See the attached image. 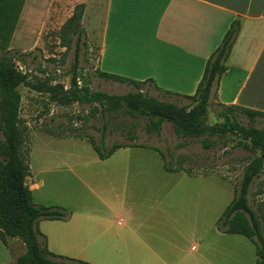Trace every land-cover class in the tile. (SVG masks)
I'll return each mask as SVG.
<instances>
[{
    "label": "crops",
    "instance_id": "0c3cea01",
    "mask_svg": "<svg viewBox=\"0 0 264 264\" xmlns=\"http://www.w3.org/2000/svg\"><path fill=\"white\" fill-rule=\"evenodd\" d=\"M66 2L73 6L65 9ZM79 4L88 44L97 46L90 59L97 74L146 80L180 97L195 93L208 58L240 17L229 68L212 98L264 111V0H0V44L11 37L10 52L19 38L27 42L30 23L21 28V22L28 12L45 21L53 5L67 21ZM136 147L118 148L106 159L95 149L60 147L53 150L52 168L31 170L26 182L34 201L42 203L35 189L52 174L54 191L64 199L57 205L72 212L67 220L40 221L52 252L94 264H257L250 239L217 228L236 185L215 175L168 172L162 155L149 147H143L149 157L141 162L112 163L115 154L131 156ZM136 199L150 204L135 213ZM25 250L19 237L7 236L6 244L0 238V264H16Z\"/></svg>",
    "mask_w": 264,
    "mask_h": 264
},
{
    "label": "trees",
    "instance_id": "16d2710c",
    "mask_svg": "<svg viewBox=\"0 0 264 264\" xmlns=\"http://www.w3.org/2000/svg\"><path fill=\"white\" fill-rule=\"evenodd\" d=\"M84 5L75 7L73 15L67 20L64 30L76 37V50L83 34L81 18ZM242 20L235 18L226 30L220 44L208 58L202 79L192 95H182L191 102L181 105L172 101L159 100L143 92L148 81L98 72L99 76L120 82H127L137 87L138 91L123 94H111L94 90L90 86H81L77 80V63L74 64L71 86L32 85L34 89L46 91L56 97L62 94L65 100L83 104L98 103L103 111L145 117L151 127L160 133L164 122H171L178 137H201L204 148L212 145V136L228 133L237 134L243 146L251 152L239 186L234 187V198L226 206L217 221V228L227 233H239L250 239L256 246L257 264H264V199L256 204V209L249 201L250 188L256 178L264 171V129L253 124L244 125L238 120V114L247 115L250 120L264 118V111L239 105H226L213 100L223 74L228 70V59L241 28ZM9 37L0 48L7 53L0 57V238L7 243V236L19 237L26 250L16 264H93L81 258L70 257L52 252L48 248L47 237L40 230L42 219H64L71 215L68 207L57 204L36 203L33 191L26 179L31 175L29 155L25 154L26 137L20 128V86H31L27 71H22L12 56H8ZM70 43L65 42L68 49ZM157 90L160 87L155 85ZM167 94L179 95L165 91ZM221 108L217 115L222 121L209 124V108L212 103ZM107 127V124H105ZM87 138L101 159L110 157L118 148L127 146L149 147L157 150L164 158V167L168 172L185 171L193 174L190 168L176 164L177 157L167 156L161 149L139 143H114L103 148L92 137ZM176 160V161H175ZM258 194V193H257Z\"/></svg>",
    "mask_w": 264,
    "mask_h": 264
},
{
    "label": "rangeland",
    "instance_id": "374dc122",
    "mask_svg": "<svg viewBox=\"0 0 264 264\" xmlns=\"http://www.w3.org/2000/svg\"><path fill=\"white\" fill-rule=\"evenodd\" d=\"M65 4V9L73 6L72 2ZM53 7L55 6L52 5L45 21L37 14L34 18H31L29 12L24 15L21 28L30 23L29 33L31 35L26 38V43H22L23 40L19 38L15 48L8 53V56H12L19 67L27 71L28 81L31 83V86L21 85L19 88L22 95L20 128L26 137L24 147L25 154L29 155L30 170L35 173L40 165L52 168L53 150L60 147H84L95 154L87 138L83 141L64 142L48 137L73 136L77 133L83 137H92L95 143L103 148H109L117 142L154 146L161 149L167 156L173 153L177 157L176 164L192 169L193 174L215 175L239 186L251 152L243 146L237 134L212 136V145L206 149L201 137H178L171 122H164L161 132L157 133L145 117L123 113L110 115L103 111L98 103H73L65 100L62 94L53 97L46 91L32 88V85L45 87L56 84L69 88L73 67L77 63V80L81 86H90L94 90H102L111 94L139 90L132 84L103 80L93 69L92 60H90L96 58V44L94 42L88 44L86 32L83 31L77 51L76 37L72 33L66 34L67 30H64L67 22L66 15L54 14L58 12L53 11ZM68 41L71 45L67 49L64 44ZM143 92L159 100L172 101L181 105L191 102L185 97L166 94L152 86H143ZM220 108L214 102L211 104L209 124L222 121V118L217 115V110ZM237 118L244 125L253 124L264 129V118L256 117L250 120L244 114H238ZM0 137H2L1 132ZM135 149L131 156L118 152L113 156L112 163L117 160H137L138 158L141 162L149 157L141 152L145 148L136 147ZM35 190V200L44 204H58L64 200L59 198L54 191L52 174L45 178V185L36 187ZM260 199H264V171L259 178L254 180L249 193L250 204L255 209ZM136 201L135 207L137 208L134 207L132 210L135 213L143 210L142 205L150 204L142 199H136Z\"/></svg>",
    "mask_w": 264,
    "mask_h": 264
},
{
    "label": "built area",
    "instance_id": "2783aa9c",
    "mask_svg": "<svg viewBox=\"0 0 264 264\" xmlns=\"http://www.w3.org/2000/svg\"><path fill=\"white\" fill-rule=\"evenodd\" d=\"M21 68V67H20ZM22 71H24L22 68H21Z\"/></svg>",
    "mask_w": 264,
    "mask_h": 264
}]
</instances>
